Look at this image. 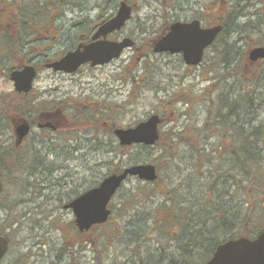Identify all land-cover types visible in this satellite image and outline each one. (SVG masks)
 <instances>
[{"label":"rangeland","instance_id":"1","mask_svg":"<svg viewBox=\"0 0 264 264\" xmlns=\"http://www.w3.org/2000/svg\"><path fill=\"white\" fill-rule=\"evenodd\" d=\"M95 1L105 4L106 0ZM130 1L135 4L132 20L123 32L112 38L132 37L136 45L124 51L120 58L103 66L84 65L70 75L43 69L42 66L43 70L36 82V89L40 94L47 92L45 95H40L39 103H45L44 106H47L48 110L60 108L63 117L52 141L55 154L51 151L47 152L42 145L37 148L35 146V150H38L37 155L33 154L32 160L31 155L26 156L25 162L21 160L19 171L8 173L2 204L5 207L10 206L12 212L9 208L8 213L11 216L6 221L1 220L2 216L5 217V212L3 207L0 208V230L3 228L2 232L12 240L5 264H140V258L135 256L134 245L132 246L134 260L127 262L130 253L125 250L124 240L128 238L130 230L128 223L130 226H139V221L129 216V213L133 212L129 208L123 211L122 208L125 207L124 205L121 208L123 201L133 197V194L144 193L141 194V199L146 198L147 201L142 202L143 205L138 204L137 207L140 212L146 213L162 200L161 193L156 191L160 188L158 185L178 189L182 197L187 191L190 192L193 197L190 198L191 204L195 202L196 195H201L206 190V180H208L204 174L206 160L195 151V147H199L200 150L206 147L205 152L208 153L210 146L206 143L216 141L206 128L202 129L207 118L205 94L223 85L222 80L219 85H213L212 77L216 72L212 65L215 59L212 49L207 51L200 65L191 67L186 66L184 62L181 63L177 55L151 53L150 45L167 23L200 16L205 23L212 22L219 16H226L230 4L227 0L224 4L223 0ZM256 7L257 5H251V10L246 9L251 14L241 17L239 22L254 21V13L258 10L264 13V8ZM74 10L75 13L70 16L72 20L78 18H75L77 10ZM95 13L97 11H93L94 15L89 17L93 24L99 21ZM80 18L83 19L82 16ZM236 18L234 16L231 19L230 28L233 27L231 23H235ZM215 23L217 21H214ZM86 29L89 31L90 23L87 24ZM251 33L250 37H245L238 43L246 52L264 42L263 32ZM229 36L235 40L238 35L232 36L230 32ZM58 50H62L59 45L55 47V51ZM146 50L150 52L144 56ZM133 73L135 77H132ZM147 81L154 86L155 91L149 86H144L148 84ZM233 81L234 78L229 80L228 84ZM12 87L9 79L0 78V93L8 92ZM171 97L176 98L175 108L178 113H172L167 105V100ZM214 97L212 93L211 98ZM183 99L188 104L181 101ZM104 105L105 107L100 111L99 107ZM97 112L102 118L124 128L137 124L153 113H158L167 120L163 128L167 129L175 122V117L179 116L177 122L181 130L193 126L196 127V131L193 136L186 138L187 142L181 143V151L176 160H173L168 152H162L154 146L152 149H145L133 147V144L118 149L116 146L118 140L114 135H109V130L108 134H99L97 138L95 133L85 128L77 129L74 135L80 137V143L76 139L71 141L66 139L74 131L66 127L68 124H77V117L80 119V116L89 113L96 115ZM189 127L186 132L187 137L191 135ZM223 141L227 140L223 139ZM71 146L79 147L73 152L75 153L73 156L67 153ZM116 150L119 156H116ZM119 161H122V169L138 163L155 164L160 179L154 185L136 177L128 178L110 204L113 209L112 217L100 228L91 231L82 242L79 240V231L74 225L73 212L64 209L63 206L78 193L95 187L103 178L113 174L109 173V170L116 167L115 164ZM68 174H72V177ZM31 182L34 185L30 186ZM247 192L245 195L248 194L249 210L243 208L245 218L238 225L237 233L253 232L257 227L264 226V193L262 190L252 188H248ZM149 194L153 197H149ZM245 195L239 191L240 198L237 197L235 203L240 205L241 202L244 205ZM182 207H185L182 215L188 218V222L186 219L183 221L188 224L185 230H188V227H200L207 238L209 233L220 228L219 221L207 219L205 209ZM123 212L128 214L121 216ZM248 217L249 220H246ZM161 231V240H150L142 248L145 264H168L171 259L177 260L176 246L174 251L164 249L176 244L175 238L179 237L178 234L175 235L178 232L177 227L170 224L164 229L161 228ZM164 231L170 233L174 239H166ZM121 233L125 235L122 237ZM184 235L181 236L182 240L192 236H186V233ZM215 238L224 240L225 233L220 232ZM79 242L84 244L83 247ZM111 243H113L112 247H110ZM162 244L164 248H161L159 253L157 245L162 247ZM78 248L80 249L77 250Z\"/></svg>","mask_w":264,"mask_h":264},{"label":"trees","instance_id":"2","mask_svg":"<svg viewBox=\"0 0 264 264\" xmlns=\"http://www.w3.org/2000/svg\"><path fill=\"white\" fill-rule=\"evenodd\" d=\"M244 1H247L245 5L240 0H230L228 14L219 16L214 20L218 23L223 22L224 30L209 49H212L211 52L213 58H215L212 65L216 74L212 77V81L214 80L213 85H219L221 83L220 80H222L223 85L215 88L214 91H210L211 93L207 91L205 94L208 102V105L207 102L204 104L207 118L204 120L202 129L206 128L216 138V141L206 143L207 146H210V152L208 153L205 152L207 150L206 147H202L201 150L199 147H195V151L203 160H206L204 167V174L208 177L206 190L203 194L196 195L195 202L191 204L190 198L193 197L190 192L187 191L182 197L180 190L173 189L170 186L169 188H164L158 185L160 188L156 189V191L161 193L162 200L146 213L144 211L140 212L137 207L138 204L147 201L146 198L141 199V194L144 193L133 194V197L123 201L121 205V208L125 205L122 208L123 211L129 208L130 211H133L129 213V216L139 221V226H130L128 223V229L130 230L128 231V238L124 240L125 250L130 253L128 254L127 262L134 260L135 247V256L140 258V264H145L142 257L144 244L150 240H161V228L164 229L170 224H174L177 227L178 232L175 235L178 234L179 237L175 238L176 244L171 248H164L163 244L162 247L157 245L159 253L161 248L174 251L173 249L176 246L177 260L170 258L171 260H169L168 264H176V262L178 264H203L212 256L216 246L223 241L215 238V235L220 232L225 233L224 240H227L240 236L252 238L264 230V226H262L260 228L257 227L253 232L245 234L236 232L238 225L245 218L243 208L249 210L248 194L245 195V193H248L247 189L262 190L264 193V60L255 64L251 63L248 59V52L244 51V49L242 50L238 44L241 39L250 37L252 35L251 32L264 33V13L262 14L258 10L254 13V21L239 22L241 17L251 14L247 12V10H251V5H257L256 0ZM242 9H244V12H242ZM234 16L237 17L236 22L231 23L233 27L230 28L229 23ZM171 23H167L157 37L152 40L150 51L153 48V42L168 30ZM230 32L232 36L234 34L238 35L235 40H232L229 36ZM260 45L264 46V42ZM149 52L146 50L144 56L148 55ZM151 53H154L153 49ZM177 57L183 63L182 56L177 55ZM154 71L152 70V72ZM132 77H135V73L132 74ZM232 78H234V81L228 84ZM144 86L154 89V86L149 82ZM212 93H214V98H211ZM160 99L162 101V98ZM175 99L171 97L167 100V105L172 113H178L175 108ZM181 101H184V99ZM184 103L188 104L186 101ZM104 107L105 105L99 107V110L102 111ZM178 117H175V122L167 129H163L167 122V120L163 119L160 126L161 136L154 146L162 152H168L173 160H176L177 155L181 151V143L187 142L186 138L193 136L196 131V127L193 126L184 127L181 130L177 122ZM76 119L82 122L80 124L81 129L84 127L85 130L95 133L97 138L99 134H108V130L109 135H114L113 130L116 124L102 118L99 112L96 115L85 114L80 116V119L79 117ZM188 127L191 129V135L187 137ZM223 139L227 141L224 142ZM116 146L118 149L124 148L119 142H116ZM135 146L145 149L154 148L142 144L134 145L133 147ZM189 146L194 147L191 144ZM115 153L116 156H119L117 150ZM23 160L25 162V159ZM20 165L21 160H13L8 168V173L19 171ZM115 166L109 170V173L120 172L122 170V161H119ZM68 176L72 177V174H68ZM159 179L160 177L151 184L156 185ZM29 185L32 186L34 184L31 182ZM239 191L245 195V200L243 199L244 205L241 202H239L240 205L235 203V199L239 197ZM150 195L149 197H153ZM182 206L205 209V212L207 211V219L219 221L220 228L215 232H208L209 236L207 238L200 227H188V230H185L184 228L188 224L183 222L186 217L182 215V211L185 209ZM127 214V212H123L120 215L125 216ZM199 218L201 219L202 217ZM246 220H249V217ZM186 221L188 222V218ZM164 233L166 239H174L170 233L165 231ZM185 233L186 236H192L182 240L181 236H185ZM124 235L125 233H121L120 236L123 237ZM130 237H132L131 240ZM112 244L110 247H112ZM133 245L134 247H132Z\"/></svg>","mask_w":264,"mask_h":264},{"label":"flooded vegetation","instance_id":"3","mask_svg":"<svg viewBox=\"0 0 264 264\" xmlns=\"http://www.w3.org/2000/svg\"><path fill=\"white\" fill-rule=\"evenodd\" d=\"M240 1L244 5L247 2ZM122 2H126L135 10V4L130 0H106L105 4L95 0H27V2L25 0H0V78L9 79L13 86L8 92L0 93V182L2 184L0 208L3 207L5 212V217L1 218L2 222L11 216L8 213L10 206L5 207L2 201L6 189L8 168L12 161L25 159L28 155H31L32 160V155L38 153L35 146L37 148L41 145L47 152L51 151L55 154L52 141H54L55 132L60 128V119L63 115L60 108L48 110V107L44 106L45 103H39L40 95H45L47 92L40 94L38 91L37 93L36 82L41 77V71L44 68L54 71L53 68L48 67V64L61 60L70 51L78 48L83 49L91 43L98 29L116 15ZM227 2L230 4V0ZM256 2L258 7L264 8V0H256ZM224 3L225 0H223ZM74 9L77 10L75 18L78 17L79 20L70 18L75 13ZM223 10L225 11L224 8ZM93 11H97L95 14L99 17V21L95 24L89 18L94 15ZM81 16L83 19L80 18ZM195 18L197 17L192 19ZM192 19L182 21H191ZM201 22L203 27L214 24V21L205 23L203 18ZM88 23H90L89 31L86 29ZM128 23L129 21L126 26ZM125 27L110 33L107 39L118 40L119 38L113 39L112 37L123 32ZM57 45L61 46V51H55ZM26 66L34 67L37 72L32 88L27 92L18 90L15 82L11 79L14 71L22 70ZM54 72L70 75L63 71ZM81 123L78 121L77 124L66 126L69 129H74L72 134L66 138L68 141L76 139L80 143V137L77 138L74 134L77 129L81 130ZM22 125L28 126V132L20 139L18 129ZM78 148L71 146L67 151L68 155H75L73 152H76ZM74 225L77 228L76 222ZM101 226L96 225L89 231H80L79 240L83 242L91 231ZM3 230L1 228L0 235L8 239V251L3 255L0 264L6 263L12 242L11 238L2 232ZM79 243L81 244V242Z\"/></svg>","mask_w":264,"mask_h":264},{"label":"water","instance_id":"4","mask_svg":"<svg viewBox=\"0 0 264 264\" xmlns=\"http://www.w3.org/2000/svg\"><path fill=\"white\" fill-rule=\"evenodd\" d=\"M133 9L122 2L116 15L105 22L93 36V41L83 49L78 48L67 53L61 60L48 64L54 71L66 73L76 72L82 65H105L121 57L122 53L134 45V40L126 37L122 40H110L107 36L121 30L132 17ZM223 31V25L218 24L203 27L199 19L191 21H175L168 31L153 44L155 53L182 54L186 65L197 66L202 63L206 50L216 41ZM102 37V39H100ZM249 59L256 62L264 59V47L256 46L249 51ZM36 69L26 66L14 71L11 79L20 91H29L36 76ZM162 118L152 114L147 119L133 127H118L114 134L122 146L144 144L153 146L160 138L159 126ZM28 132V126L18 129L20 139ZM129 177L153 182L158 178V171L152 163H139L124 168L119 173L106 176L99 185L80 194L65 209H71L75 216L78 229L88 231L92 226L108 221L112 210L109 204ZM2 184L0 182V193ZM8 249V239L0 235V259ZM204 264H264V230L254 238L239 237L221 242L211 258Z\"/></svg>","mask_w":264,"mask_h":264}]
</instances>
